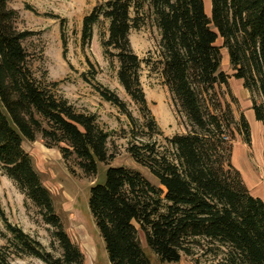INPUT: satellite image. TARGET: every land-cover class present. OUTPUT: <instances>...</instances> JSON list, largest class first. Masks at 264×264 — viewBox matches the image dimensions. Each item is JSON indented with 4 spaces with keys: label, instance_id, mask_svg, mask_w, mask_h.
<instances>
[{
    "label": "trees",
    "instance_id": "obj_1",
    "mask_svg": "<svg viewBox=\"0 0 264 264\" xmlns=\"http://www.w3.org/2000/svg\"><path fill=\"white\" fill-rule=\"evenodd\" d=\"M210 3L208 16L204 0H101L83 18V44L91 40L101 19L108 22V38L102 43L105 55L117 60L120 85L149 115L140 83L144 61L129 40L130 32L144 24L147 9L160 34L164 85L189 126L186 134L164 138L163 149L155 141L128 147L131 158L157 179L158 186L123 166L109 168L104 184L91 186L88 207L109 264H151L140 232L162 264L179 263L197 252L212 257L211 264H264V201L250 194L232 164L234 120L217 92L228 86L221 70L225 49L233 77L250 93L254 118L264 128V0ZM17 19L9 0H0V167L51 227L52 244L60 255L55 257L3 218L8 236L0 246V264L20 257L45 264H84L22 144L40 139L46 148L59 150L73 175L77 168L95 177L97 164H109L113 158L107 148L110 135L94 114L77 111L36 79L23 47L31 33L19 31ZM62 43L66 47L63 36ZM94 88L133 120L114 92ZM239 126L250 144L244 116ZM148 128L162 136L154 121Z\"/></svg>",
    "mask_w": 264,
    "mask_h": 264
},
{
    "label": "rangeland",
    "instance_id": "obj_2",
    "mask_svg": "<svg viewBox=\"0 0 264 264\" xmlns=\"http://www.w3.org/2000/svg\"><path fill=\"white\" fill-rule=\"evenodd\" d=\"M100 2L101 0H9V6L18 12L17 29L31 33L23 42V47L27 51L29 66L36 79L49 85L57 96L67 99L77 111L94 114L99 126L110 135L107 148L113 158L109 164H97L95 177H87L77 168L73 175L66 168L59 150L46 148L40 139L22 144L51 194L55 212L65 232L83 254L84 264H109L103 240L88 207L91 186L103 185L108 169L120 166L140 172L151 184L158 186L157 179L131 158L128 147L142 141H155L157 147L163 149L164 138L189 131L185 116L164 85L161 75L160 34L147 9L144 10V24L130 32L129 40L133 52L144 61L141 65L140 83L150 110L149 115L140 110L139 105L131 100L120 85L117 60L105 55L102 43L108 38V22L101 19L93 27L91 40L83 44V18ZM210 2L211 0H204L208 16ZM62 36L66 47L63 46ZM220 43L218 41V45ZM221 56V70L228 76V86L217 89V92L220 94L218 100L223 106H229L234 120L232 164L240 172L250 194L264 200V128L254 118L250 93L244 89L241 81L233 77L224 49L221 50ZM53 83L56 85L52 86ZM95 85L114 92L125 103L133 120L104 101L94 88ZM241 116L248 123L250 144L245 143V132L239 126ZM151 121L157 125L162 136L148 128ZM40 150H44V154ZM3 218L37 240L55 257L60 255L57 245L52 244L51 227L43 222L38 210L19 191L16 184L4 175L0 167V246L8 236ZM139 240L151 264H162L147 248L141 232ZM211 259L212 257L201 256L197 252L192 257L183 256L176 264H211ZM12 264L45 263L33 257H20L14 259Z\"/></svg>",
    "mask_w": 264,
    "mask_h": 264
},
{
    "label": "crops",
    "instance_id": "obj_3",
    "mask_svg": "<svg viewBox=\"0 0 264 264\" xmlns=\"http://www.w3.org/2000/svg\"><path fill=\"white\" fill-rule=\"evenodd\" d=\"M206 4V3H205ZM220 42H221V40H219ZM225 50V49H224ZM225 52H226V50H225ZM226 54H227V52H226ZM251 114L252 113H250V117H251ZM252 118V117H251ZM46 150H48V149H46ZM40 153H42V154H44V150H40ZM29 154V153H28ZM235 154V153H234ZM30 155V154H29ZM257 198H259V197H257ZM261 199V198H260ZM262 200V199H261ZM264 201V200H263Z\"/></svg>",
    "mask_w": 264,
    "mask_h": 264
},
{
    "label": "bare ground",
    "instance_id": "obj_4",
    "mask_svg": "<svg viewBox=\"0 0 264 264\" xmlns=\"http://www.w3.org/2000/svg\"><path fill=\"white\" fill-rule=\"evenodd\" d=\"M210 4V9H211V3H209ZM205 10H206V8H205Z\"/></svg>",
    "mask_w": 264,
    "mask_h": 264
}]
</instances>
